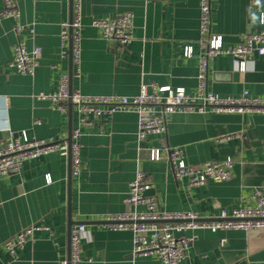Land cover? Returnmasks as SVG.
<instances>
[{"label": "crops", "instance_id": "1", "mask_svg": "<svg viewBox=\"0 0 264 264\" xmlns=\"http://www.w3.org/2000/svg\"><path fill=\"white\" fill-rule=\"evenodd\" d=\"M82 43L80 75L67 55L61 54L63 25L73 19L75 0H18L21 24L30 31L21 39L28 50H42L34 77L9 68L17 35L15 21L0 22V144L10 132H25L30 139L69 140L79 127L76 108L58 110L50 95L59 90L62 75L69 77L72 90L85 96L135 97L143 85L184 89L195 95L199 86L200 0H80ZM4 0H0V10ZM212 32L223 39L225 48L236 46L245 34L263 29L264 0H211ZM134 16V40L116 52L95 19ZM70 35V32H69ZM193 56H185V48ZM245 71L229 55H219L209 64L208 89L223 98L264 99V60L254 57ZM138 116L118 112L95 121L80 138L82 171L72 174L69 156L51 153L23 164L18 174L0 182V264H60L70 251V232L86 227L82 264H163L155 255L132 256L133 235L110 231L103 226L106 216L126 212L129 185L138 171L152 184L146 196L156 197L159 208L170 213H194L213 219L223 211L255 205L256 188L264 186V114L205 113L172 114L164 145L182 148L186 163L234 162L233 176L224 183L209 182L191 188L187 180L177 181L169 162H154L147 150H139ZM243 133L219 143L229 134ZM160 139V140H159ZM161 137L151 136L145 148L162 147ZM48 177L51 183L47 182ZM144 207H138L143 211ZM34 224L50 231L38 233L18 252L13 261L4 242ZM52 232L53 235L50 234ZM178 237L191 238L187 258L181 264H264V232L242 230H188Z\"/></svg>", "mask_w": 264, "mask_h": 264}, {"label": "built area", "instance_id": "2", "mask_svg": "<svg viewBox=\"0 0 264 264\" xmlns=\"http://www.w3.org/2000/svg\"><path fill=\"white\" fill-rule=\"evenodd\" d=\"M81 1L75 0L73 19L63 25L61 33V54L67 55L69 32L72 30V61L80 75L81 43H82V12ZM200 42L205 49L200 58L199 86L195 95H189L184 89L157 87L155 84L143 85L141 92L135 97L124 96H85L78 90L70 89L69 77L62 75L59 80V90L50 95H38L39 100H50L62 112H67L72 104L79 114V127L68 140H37L30 139L25 132L15 134L10 132L7 142L0 144V182L4 177L18 174L23 164L32 159L51 153L62 156L71 155L72 174L78 176L82 171L80 138L83 130L95 121L110 118L118 112H134L138 116L137 140L139 150H147L151 161L166 160L177 179L187 180L191 188L207 185L209 182L224 183L233 176L234 162L227 158L224 162H206L200 166L186 163L182 148H171L165 143L168 132V117L172 114L214 113L264 114V99L251 98L246 91L239 98H223L209 91L207 79L210 62L219 55H229L244 72L246 62L254 57L264 60V20L263 29L256 34L241 36L238 45L225 48L221 36L212 32L211 0H200ZM18 0H4L0 10V22L4 19L15 21L14 33L17 43L13 47V58L9 68L17 74L34 77L39 67L42 50L38 47L28 50L21 36L23 32L34 33L33 28L21 24ZM92 26L98 29L103 38L110 42L116 52L122 51L134 40V16L131 13L121 14L112 19H95ZM185 56L192 57V48H185ZM151 136L161 137L160 148H145ZM243 133L229 134L218 138L219 143L228 142L234 138H242ZM160 140V139H159ZM160 141V142H161ZM48 183L51 178L48 177ZM152 188L147 176L138 171L135 179L129 185L127 210L118 216H106L101 220L105 229L110 231H129L133 235L132 256L143 257L155 255L163 264H181L188 256L192 239L178 237V232L188 230H242L264 232V186L254 190L252 199L255 205L235 209L231 214L223 211L213 219H202L194 213H170L159 208L156 197L146 196ZM144 207L138 211V207ZM50 231L48 227L34 224L22 230L15 237L4 242V247L13 261L18 259V252L29 242L37 239L38 233ZM86 233L85 225L79 224L72 228L70 235V256L60 261V264H82V241ZM51 235L52 232H50Z\"/></svg>", "mask_w": 264, "mask_h": 264}, {"label": "water", "instance_id": "3", "mask_svg": "<svg viewBox=\"0 0 264 264\" xmlns=\"http://www.w3.org/2000/svg\"><path fill=\"white\" fill-rule=\"evenodd\" d=\"M70 22H72V19L70 20ZM70 59L72 60V30H70ZM70 89H72L71 85H70ZM70 105L72 106V104H70ZM68 142L71 143V136H70ZM69 157H70V160H71V155H69ZM70 235H71V232H70ZM68 256H70V251H69V255Z\"/></svg>", "mask_w": 264, "mask_h": 264}]
</instances>
